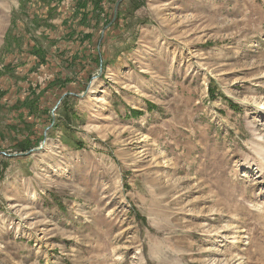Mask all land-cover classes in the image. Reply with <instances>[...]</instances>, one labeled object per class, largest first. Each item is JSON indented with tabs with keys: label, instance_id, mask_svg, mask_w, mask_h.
Returning <instances> with one entry per match:
<instances>
[{
	"label": "rangeland",
	"instance_id": "obj_1",
	"mask_svg": "<svg viewBox=\"0 0 264 264\" xmlns=\"http://www.w3.org/2000/svg\"><path fill=\"white\" fill-rule=\"evenodd\" d=\"M20 1L0 264H264V0Z\"/></svg>",
	"mask_w": 264,
	"mask_h": 264
},
{
	"label": "trees",
	"instance_id": "obj_2",
	"mask_svg": "<svg viewBox=\"0 0 264 264\" xmlns=\"http://www.w3.org/2000/svg\"><path fill=\"white\" fill-rule=\"evenodd\" d=\"M40 1V2H39ZM57 1H60V0H57ZM20 8L17 10H15V15H19V13L22 11V9L24 8V6L25 5H29V2L27 1V0H21L20 1ZM30 3H32V1L30 2ZM33 3H36L35 1H33ZM38 3L40 4V5H43L44 6V8H46V10H47V12H50L51 10H52V8H51V6L52 5H54V2H51V0H38ZM38 3H36V5L38 4ZM79 5V4H78ZM35 11H37L35 14H34V17H35V20L36 19H38V17H40V14H39V11L38 10H35ZM119 17L120 16H118V18H117V20H116V22L114 23V25L115 24H117V22H118V20H119ZM16 22V18H15V16H14V23ZM19 39H20V37H17V35H15V34H13V33H9V31L7 32V35H6V48L8 49L9 48V46L11 45V44H15V45H21L20 44V42H19ZM32 49L34 50V52L33 53H39L38 51H40V50H42L43 51V49H42V47L41 46H39V45H37V44H35V45H33L32 46ZM210 94H212L213 93V91L211 90V87H210ZM2 96H3V92L0 90V104H1V98H2ZM34 96H36V94H34L33 95V97ZM212 96V95H211ZM231 103V102H230ZM23 104L25 105V106H29V104H31V105H35L36 104V100H35V98H28V99H26L24 102H23ZM234 105V107H237L238 106V104H234V103H232V106ZM31 108V107H30ZM141 111L140 110H138V109H132V111H131V114H139ZM56 125V124H55ZM143 220H145V218H143Z\"/></svg>",
	"mask_w": 264,
	"mask_h": 264
},
{
	"label": "water",
	"instance_id": "obj_3",
	"mask_svg": "<svg viewBox=\"0 0 264 264\" xmlns=\"http://www.w3.org/2000/svg\"><path fill=\"white\" fill-rule=\"evenodd\" d=\"M122 0H118L117 3H116V6H115V10H114V15H113V19L112 21L109 23V26L116 20L117 18V15H118V9H119V6H120V3H121ZM104 31V30H103ZM104 33V32H103ZM103 37V35H102ZM54 116V115H53ZM52 126V125H51ZM49 128V127H48Z\"/></svg>",
	"mask_w": 264,
	"mask_h": 264
},
{
	"label": "bare ground",
	"instance_id": "obj_4",
	"mask_svg": "<svg viewBox=\"0 0 264 264\" xmlns=\"http://www.w3.org/2000/svg\"><path fill=\"white\" fill-rule=\"evenodd\" d=\"M118 76H119V75H118V73H117V72H115V73H111V74H110V78H109V79H110V80H115V79H117V78H118Z\"/></svg>",
	"mask_w": 264,
	"mask_h": 264
}]
</instances>
